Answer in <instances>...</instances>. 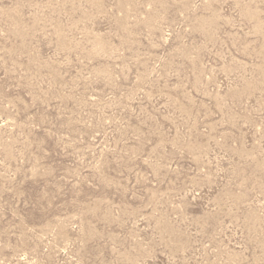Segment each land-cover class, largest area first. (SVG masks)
I'll return each mask as SVG.
<instances>
[{
	"label": "rangeland",
	"instance_id": "rangeland-1",
	"mask_svg": "<svg viewBox=\"0 0 264 264\" xmlns=\"http://www.w3.org/2000/svg\"><path fill=\"white\" fill-rule=\"evenodd\" d=\"M0 264H264V0H0Z\"/></svg>",
	"mask_w": 264,
	"mask_h": 264
}]
</instances>
